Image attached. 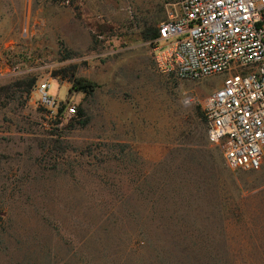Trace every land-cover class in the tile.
<instances>
[{"label":"rangeland","instance_id":"374dc122","mask_svg":"<svg viewBox=\"0 0 264 264\" xmlns=\"http://www.w3.org/2000/svg\"><path fill=\"white\" fill-rule=\"evenodd\" d=\"M177 8L0 0V88L35 79L0 91V264H264V165L228 167L204 119L224 76L165 75L144 36Z\"/></svg>","mask_w":264,"mask_h":264},{"label":"built area","instance_id":"2783aa9c","mask_svg":"<svg viewBox=\"0 0 264 264\" xmlns=\"http://www.w3.org/2000/svg\"><path fill=\"white\" fill-rule=\"evenodd\" d=\"M153 41L158 70L178 79L223 75L203 110L210 141L231 169L264 165V0H178L176 13ZM52 83L37 85L39 102L54 111ZM76 105L67 107L76 113Z\"/></svg>","mask_w":264,"mask_h":264},{"label":"trees","instance_id":"16d2710c","mask_svg":"<svg viewBox=\"0 0 264 264\" xmlns=\"http://www.w3.org/2000/svg\"><path fill=\"white\" fill-rule=\"evenodd\" d=\"M159 29L160 27L157 25V23L145 22L143 29L145 38L154 41L159 36L160 33ZM34 84H35V79H31L28 83L25 81H17L13 85L11 84L1 87L0 91L2 92L4 90H9L12 89L13 86H17V87H24L25 88L24 90L27 93H30ZM97 87L98 85L95 82L86 79L84 77L78 76L73 78L72 86L70 90L72 92H84L86 94H92L97 89ZM77 114L81 115L82 111L79 109ZM204 119L206 120L207 123L205 114H204Z\"/></svg>","mask_w":264,"mask_h":264}]
</instances>
